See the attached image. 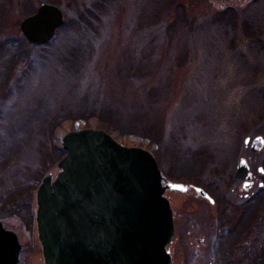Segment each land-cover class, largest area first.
Wrapping results in <instances>:
<instances>
[{
	"label": "rangeland",
	"instance_id": "obj_1",
	"mask_svg": "<svg viewBox=\"0 0 264 264\" xmlns=\"http://www.w3.org/2000/svg\"><path fill=\"white\" fill-rule=\"evenodd\" d=\"M42 1L65 21L35 45L20 22ZM83 127L191 185L165 192L171 264H264V146L244 142L264 136V0H0V220L18 264H44L35 189ZM240 157L260 189L234 177Z\"/></svg>",
	"mask_w": 264,
	"mask_h": 264
},
{
	"label": "water",
	"instance_id": "obj_2",
	"mask_svg": "<svg viewBox=\"0 0 264 264\" xmlns=\"http://www.w3.org/2000/svg\"><path fill=\"white\" fill-rule=\"evenodd\" d=\"M65 21L58 4L43 1L20 22L33 44L49 41ZM252 151L264 136H247ZM65 155L52 178L45 174L36 189L35 220L45 264H171L166 245L174 231L173 210L165 190L186 191L188 184L169 180L145 147L118 142L101 128L83 127L61 137ZM262 171V167L258 168ZM235 177L250 185L245 157ZM195 191L213 202L202 187ZM20 244L0 221V264H17Z\"/></svg>",
	"mask_w": 264,
	"mask_h": 264
},
{
	"label": "flooded vegetation",
	"instance_id": "obj_3",
	"mask_svg": "<svg viewBox=\"0 0 264 264\" xmlns=\"http://www.w3.org/2000/svg\"><path fill=\"white\" fill-rule=\"evenodd\" d=\"M227 1H229V2H231V1H233V0H227ZM257 178L253 175V173H252V177H251V185L249 186V188H251L252 186H253V184H254V182H255V180H256ZM239 180H241V179H239ZM242 181V180H241ZM263 181L262 180H258L257 179V189H260L262 186H263ZM260 185V186H259Z\"/></svg>",
	"mask_w": 264,
	"mask_h": 264
},
{
	"label": "trees",
	"instance_id": "obj_4",
	"mask_svg": "<svg viewBox=\"0 0 264 264\" xmlns=\"http://www.w3.org/2000/svg\"><path fill=\"white\" fill-rule=\"evenodd\" d=\"M64 154V152H62V154L59 156V157H61L62 155ZM259 253V252H258ZM260 255H261V252H260ZM262 263V262H261Z\"/></svg>",
	"mask_w": 264,
	"mask_h": 264
},
{
	"label": "bare ground",
	"instance_id": "obj_5",
	"mask_svg": "<svg viewBox=\"0 0 264 264\" xmlns=\"http://www.w3.org/2000/svg\"><path fill=\"white\" fill-rule=\"evenodd\" d=\"M35 45H39V44H35ZM40 252H41V249H40ZM41 255H42V252H41Z\"/></svg>",
	"mask_w": 264,
	"mask_h": 264
}]
</instances>
